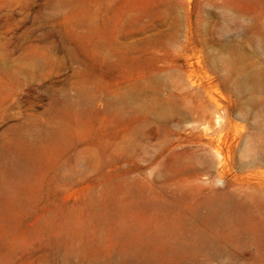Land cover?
I'll return each mask as SVG.
<instances>
[{
  "label": "rangeland",
  "instance_id": "obj_1",
  "mask_svg": "<svg viewBox=\"0 0 264 264\" xmlns=\"http://www.w3.org/2000/svg\"><path fill=\"white\" fill-rule=\"evenodd\" d=\"M0 264H264V0H0Z\"/></svg>",
  "mask_w": 264,
  "mask_h": 264
}]
</instances>
